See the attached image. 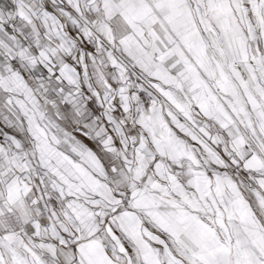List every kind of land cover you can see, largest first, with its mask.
<instances>
[{
    "label": "snow or ice",
    "instance_id": "1",
    "mask_svg": "<svg viewBox=\"0 0 264 264\" xmlns=\"http://www.w3.org/2000/svg\"><path fill=\"white\" fill-rule=\"evenodd\" d=\"M0 264H264V0H0Z\"/></svg>",
    "mask_w": 264,
    "mask_h": 264
}]
</instances>
